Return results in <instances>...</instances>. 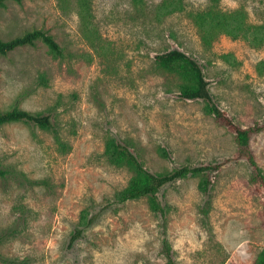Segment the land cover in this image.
<instances>
[{"label":"rangeland","instance_id":"rangeland-1","mask_svg":"<svg viewBox=\"0 0 264 264\" xmlns=\"http://www.w3.org/2000/svg\"><path fill=\"white\" fill-rule=\"evenodd\" d=\"M163 2L174 7L159 12ZM208 3L92 0L94 46L81 31L76 0H21L0 9V40L40 29L62 49L54 57L39 42L0 56V112L50 116L70 147L62 153L53 133L33 124L0 127V168L21 176L0 177V264H166L164 235L175 264L255 263L264 248V196L244 162L209 175L206 193L202 177L163 187L164 226L145 199L115 202L131 173L104 155L114 138L151 173L233 155L232 136L201 102L182 100L180 81L156 66V56L171 50L200 65L213 100L237 124L264 122V45L221 35L205 51L190 14ZM220 8H243L249 22L264 21V0H221ZM253 146L264 173V133Z\"/></svg>","mask_w":264,"mask_h":264},{"label":"trees","instance_id":"trees-1","mask_svg":"<svg viewBox=\"0 0 264 264\" xmlns=\"http://www.w3.org/2000/svg\"><path fill=\"white\" fill-rule=\"evenodd\" d=\"M20 1L0 0V9L7 2L19 3ZM220 2L221 0H209L208 7L204 11L190 14L199 34L201 47L205 51H209L221 35L228 36L233 40H243L252 48L262 47L264 45V21L258 24L249 22L247 12L243 8L223 11L220 8ZM76 7L83 36L94 46L99 35L93 24L92 0H76ZM169 7L174 6L163 2L159 7V12ZM39 42L46 47L52 56L62 57V49L58 43L52 36L40 29L27 31L10 40H0V56H6L21 48L34 47ZM155 63L158 69L168 75L175 76L180 81L178 95L182 100L203 104L204 114L210 117L216 126L224 129L232 136L235 150L231 157L221 163L205 164L199 167L180 166L167 173H151L127 145L114 138H109L104 147V155L107 161L110 165L116 168H124L131 173L126 187L116 195L115 202L124 204L145 199L149 211L161 219L165 226L167 212L157 196L163 187L188 177H202L200 190L206 193L211 185L208 176L231 162H244L250 168V180L264 196V173L257 162L253 146L256 138L264 133V122H255L247 127L237 124L226 111L215 103L209 92L202 68L185 53L179 50L167 51L156 56ZM39 84L43 87L48 86L47 78L44 75L40 76ZM14 123L33 124L42 130L51 131L59 150L62 153L70 150L69 145L65 144L55 133L50 116L35 114L18 108L0 112V127ZM158 154L164 159H170L169 152L164 148L158 149ZM0 177H12L15 181L21 180L19 174L3 168H0ZM34 185H40V182H34ZM77 235L73 236V240L77 238ZM3 240L4 236L2 235L0 236V245ZM161 244L162 255L166 264H175L166 235H164ZM0 261H3L1 257ZM254 264H264V248Z\"/></svg>","mask_w":264,"mask_h":264}]
</instances>
